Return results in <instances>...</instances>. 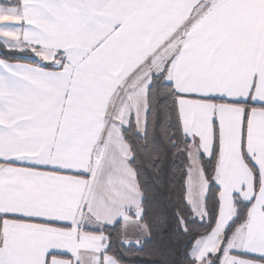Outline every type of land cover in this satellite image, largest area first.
<instances>
[{
	"label": "snow or ice",
	"instance_id": "obj_1",
	"mask_svg": "<svg viewBox=\"0 0 264 264\" xmlns=\"http://www.w3.org/2000/svg\"><path fill=\"white\" fill-rule=\"evenodd\" d=\"M0 264H264V0H0Z\"/></svg>",
	"mask_w": 264,
	"mask_h": 264
}]
</instances>
